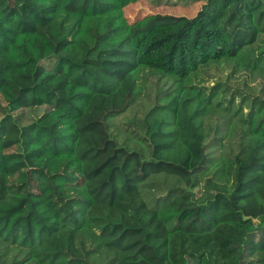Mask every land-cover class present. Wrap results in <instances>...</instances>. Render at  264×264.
Segmentation results:
<instances>
[{
  "label": "trees",
  "instance_id": "16d2710c",
  "mask_svg": "<svg viewBox=\"0 0 264 264\" xmlns=\"http://www.w3.org/2000/svg\"><path fill=\"white\" fill-rule=\"evenodd\" d=\"M138 1L0 0V264H264V0Z\"/></svg>",
  "mask_w": 264,
  "mask_h": 264
},
{
  "label": "rangeland",
  "instance_id": "374dc122",
  "mask_svg": "<svg viewBox=\"0 0 264 264\" xmlns=\"http://www.w3.org/2000/svg\"><path fill=\"white\" fill-rule=\"evenodd\" d=\"M202 3L203 0H199L193 5L186 6L181 0H171V2H162L159 4L154 0H140L125 8L124 13L129 23L145 16L156 14L191 18L197 13Z\"/></svg>",
  "mask_w": 264,
  "mask_h": 264
}]
</instances>
